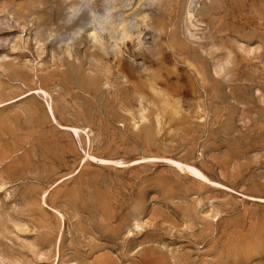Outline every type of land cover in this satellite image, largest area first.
<instances>
[{"label":"rangeland","instance_id":"1","mask_svg":"<svg viewBox=\"0 0 264 264\" xmlns=\"http://www.w3.org/2000/svg\"><path fill=\"white\" fill-rule=\"evenodd\" d=\"M185 1L0 0V264L246 263L230 248L264 229V0H227L237 17L215 30L211 0H196L192 25ZM103 4L126 20H160L168 6L172 26L158 37L168 59L151 67L162 75L154 89L122 90L115 69L91 71L87 43L62 53L67 8L84 18ZM141 31L148 42L155 35ZM212 52L228 59L225 74ZM247 263L264 264V249Z\"/></svg>","mask_w":264,"mask_h":264},{"label":"bare ground","instance_id":"2","mask_svg":"<svg viewBox=\"0 0 264 264\" xmlns=\"http://www.w3.org/2000/svg\"><path fill=\"white\" fill-rule=\"evenodd\" d=\"M151 1L153 2V0H151ZM211 1H212L211 6H210V4L208 5V6H210V8L207 6L209 8V9H207L208 13L217 16V19L219 20L218 22L216 21V19H215V22H214V19H213V22L210 20L209 25L213 26V28H214L213 30H215L217 28V25L225 24V22H227V21H224L225 17H232L233 19L235 18L234 16H236L237 12H235L234 8L231 11H227L228 6H229V8L231 7L227 3V0H211ZM106 3H107L106 5H108V1H106ZM125 3L127 4V2H125ZM125 3H124V5H126ZM156 4H157V2H156ZM195 4H196V0H189L188 4H186V5H188L186 7L187 8L186 16L188 18L187 21L189 22V24H191V19L193 18V15H192L193 12L191 13V11L194 7H196ZM106 5L103 4L101 6V7H103V10L101 13H98V14H95L93 8H91L89 10V13L86 14L88 17L84 16V18L82 16L83 14L81 15L82 17H79V18L76 17L77 16L76 15V9L74 8V6H72V7L69 6V10L67 8V11H69L70 17L75 16L77 19L76 20H73V19L70 20V17H69L68 20H64L61 24L63 27H66L67 30H70V33L68 32L69 34L65 31L67 33L66 38L62 39L60 42V43H64L66 46V49L62 53H67L69 55L70 51H71L70 49H73L74 53L75 52L77 53V48L75 46L82 44V43H87L88 44V46H87L88 50L84 53V55L86 56V58L88 57L91 60V62L89 61L92 65V66H90L91 71L95 72L96 74H103L105 72L110 73L111 70L115 69L113 76L115 75L116 79H122V80L125 79V83H128V85L126 87L122 88V90H126V91L132 90L137 94L143 93V87H145V85H147V83H149V86L151 87V86H153L154 83L156 84L157 81L159 80V78L162 76L159 70H158L159 73L152 72L151 67L157 66V68H162L166 59H168V56L166 54H164L165 51H163L162 43L158 41L159 40L158 37L165 35L167 32L166 31L167 28L169 26L170 27L172 26L171 20L168 22L165 21V15L164 14L168 13L167 10L169 8H167L168 6H165V5L161 6V8H159L158 13L160 15L157 18H159V19L161 18L160 20L155 19L154 17H148L147 15H143L142 13H141L142 14L141 16L138 15V17H139L138 20L136 19V17L135 18L133 17L132 19L128 18L126 20V19L122 18V16L121 17L117 16V17H120L119 19L113 17L112 14L109 13V10L111 8L109 9V6H106ZM76 8H77V6H76ZM175 10H176V8H175ZM170 14L171 13H169L168 18H170ZM221 14H222V17H220ZM221 19H223V20H221ZM59 21H61V20H59ZM222 21H224V22H222ZM202 23H203V21H201V24ZM246 23L247 22H244L243 25H245ZM221 27L222 26H220V28L218 30L219 33L222 29ZM142 28L150 30L151 33L155 34L156 36L154 35L152 37L151 41L148 42L146 39H144V36L142 34V31H141ZM38 29H40V27H38ZM215 32H217V30ZM234 32H236V31H234ZM219 33H218V35H219ZM189 35L192 36L191 33H189ZM62 37H64V36H62ZM174 37H175V34L173 37H171V38H173V40H172L173 43H171V47L173 48V46L175 45L176 46L175 49H179V50H177V51H179V54H177V55H182V52L185 48H184V46H181L182 43L180 45L179 44L180 42H177L179 40H176ZM45 39H46V37H45ZM48 39L49 38H47V40ZM68 42H70V43H68ZM192 44H194V43H192ZM201 45H198V46H201ZM51 46H53V47H51V49H53L52 51L61 48V47H59L60 45L58 47H56L54 45H51ZM177 46H178V48H177ZM222 49L223 48H221V50ZM215 54L213 52L210 54L211 59L214 60L213 64H215V71H216V73H220V72L224 73L225 71H227L226 68L228 66L229 61H228V59L226 60V58L225 59H222V58L216 59L213 56ZM228 54H229V52H228ZM227 56H229V55H227ZM111 58L115 61L114 65L113 64L111 65L110 64L111 62L110 63L108 62L109 61L108 59H111ZM195 61L197 62V60H195ZM190 66H192V65H190ZM197 66H198L197 70L200 71V73L203 72V71H201V68L199 67V65H197ZM200 66L202 67V65H200ZM200 73H198V74H200ZM200 76H202V80L204 81V79H203L204 75L200 74ZM106 78H108V76ZM143 79H144V82L142 81ZM86 84H87L88 89H90L93 93H95L97 91L96 85L91 80H87ZM80 89H81V87H80ZM82 89H83V87H82ZM150 89H154V88L151 87V88H149V90ZM177 90H180V89H177ZM34 91L36 92L35 94H40V95H43L44 97L48 96L47 93L42 89H37V91L36 90H34ZM161 93H160V95H161ZM163 95H165V94H162V96ZM164 99H166V100H164ZM164 99L162 98L161 101L165 102V104L163 103L165 105V107L172 109L173 112L172 111L171 112L173 113V115H175V117L176 116L178 117V110L176 109V106H175V103L177 104V101L173 102L171 100L173 103L171 102V105H170V102L167 101L168 98L165 97ZM159 100H160V98H159ZM47 106H48L49 114L51 116L52 121L57 126H59L57 120L54 117L52 109L50 108V105L48 104ZM170 113H169V115H170ZM63 128L67 131L72 132V135L78 136V129L73 128V127L72 128L63 127ZM88 157L91 158L92 160H98V159H95L94 157H90V156H88ZM143 160L146 161L147 158H143ZM154 160H157V159H154ZM98 161L102 164H106V163L107 164H109V163L114 164L113 161L111 162V161H106V160H101V159H99ZM138 161H136L135 163H137ZM168 162L175 165L177 167V169H179L180 171H182L184 173L186 172L188 175H191L192 177H194L198 181H202L204 183H210V184L215 185V186L218 185L214 182H211L210 179H208L201 170H199L198 168H196L193 165L182 164V163L170 160V159H168ZM115 163H116V161H115ZM116 164H118V163H116ZM262 200H264V199H262ZM104 207H105V205H104ZM263 232H264V229H260L257 233V236H259V238H260V236H262V234H264ZM257 236L255 235L252 237H248L247 239H245V238L241 239L240 238L241 240L238 243H236V245H234L230 248V255L231 256L230 255L229 256L232 257L233 260H234V258H236V260L238 259V261H241L240 263H242V261L247 263L250 259H253L256 255L261 253L262 249H264L263 248L264 242H261V240H260L261 238L259 239V238H257ZM228 254H229V252H228ZM236 263H237V261H236ZM142 264H165V263L163 261V258L159 259V258L155 257L153 259L151 258V259L145 260L144 262H142Z\"/></svg>","mask_w":264,"mask_h":264}]
</instances>
